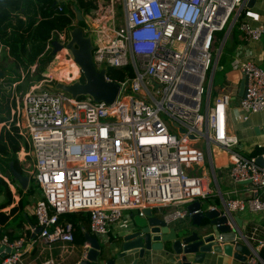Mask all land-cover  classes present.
<instances>
[{"label":"built area","instance_id":"obj_1","mask_svg":"<svg viewBox=\"0 0 264 264\" xmlns=\"http://www.w3.org/2000/svg\"><path fill=\"white\" fill-rule=\"evenodd\" d=\"M67 1L55 0L58 11ZM84 1L89 3L84 34L91 39L96 69L106 70L107 81H113L107 76L111 67L129 68L130 74L113 81L119 89L112 103L73 97L52 87L81 81V69L67 48L77 26L73 20L68 28L51 32L44 51L52 50L53 57L43 78L24 91L12 84L10 118L0 126L20 138L18 161L40 190L31 208L41 229L33 242L50 246L61 241L72 250V225L58 222L67 213H88L89 232L100 241L119 225L123 210L143 217V210L151 208L167 225L188 219V204L220 194L213 145L229 156L224 173L235 185L246 183L250 195H221L220 207L207 208L226 215L264 213V200L257 196L264 190V146L251 156L235 149L239 140L228 130V110L237 87L231 82L213 86L215 70L223 69L216 32L233 9L228 36L236 27L242 40L264 41V22L253 25L243 17L248 0H233L218 29L208 26L223 0ZM53 40L62 46L56 52ZM55 62L61 64L62 77H56ZM72 65L77 66L75 72ZM230 66L245 76L244 94L237 102V113L245 121L264 110V69L239 59ZM0 176L17 199L13 184ZM24 242V237L0 236V253L5 255L0 264H17ZM252 251L246 264L260 262L258 251Z\"/></svg>","mask_w":264,"mask_h":264},{"label":"water","instance_id":"obj_2","mask_svg":"<svg viewBox=\"0 0 264 264\" xmlns=\"http://www.w3.org/2000/svg\"><path fill=\"white\" fill-rule=\"evenodd\" d=\"M256 1L248 0L247 8L251 9ZM71 8L81 20V12L76 2L72 3ZM230 27L231 24L222 36L217 56L223 49ZM70 35L71 41L67 44V48L70 49L75 62L81 69L83 81L72 84L56 83L52 87L68 92L73 97L90 96L97 102L112 103L118 93L119 85L105 79L106 70L96 69L92 60L90 37L85 35L79 26H75ZM51 44L53 52L62 47L56 40H53ZM2 75L3 72L0 71V78ZM244 87L245 76H241L239 96L244 94ZM180 130L184 131L182 128ZM257 161L262 164L260 157L257 158ZM9 169L17 183L26 189L29 177L17 171L12 162L9 164ZM2 197L0 196V204ZM186 209L191 213L188 219L177 221L172 225L165 224L151 208L144 209V216H137L132 225L119 235V241L116 244L118 245L117 252L110 259L106 258L100 240L93 235L86 234L85 256L77 264H123L122 260L129 255L137 256L133 261V264H137L140 259H143L146 251L157 250L162 251L168 257L170 264H215L212 257L207 256L208 253H223L238 259L250 255V250L243 243L245 236L241 230L242 220L237 215L234 213L226 215L218 209L210 210L198 200L188 204ZM228 221L234 225V228H231ZM40 230V227H36L32 238ZM2 249L0 246V252ZM258 256L260 262L264 264L259 254Z\"/></svg>","mask_w":264,"mask_h":264},{"label":"crops","instance_id":"obj_3","mask_svg":"<svg viewBox=\"0 0 264 264\" xmlns=\"http://www.w3.org/2000/svg\"><path fill=\"white\" fill-rule=\"evenodd\" d=\"M247 20H249L253 25L264 22V0H257L253 7L245 12L244 16ZM228 43V53L226 55L227 63L224 65L225 68V78H228L227 82H231L235 84L237 87V92L235 97L231 100L230 108L228 110V130L230 133L235 134L238 137V145L235 146V149L245 156H251V153H256L253 155H257L261 152L264 146V110L253 113L249 116V118L245 121L240 119L239 114L237 113V102L239 91V85L241 81V74L237 71H233L230 66V62L233 59H239L241 61L249 60L254 64L264 69V41L263 39L257 41H244L241 39L239 31H235L234 33L229 34L227 37ZM1 61V59H0ZM22 77L24 76L21 73ZM19 82V81H18ZM17 82V83H18ZM16 83V86H17ZM15 89L17 90V87ZM27 88L22 89V91ZM10 98L13 92V87L11 84L10 88ZM10 101V99H9ZM9 118H10V110H9ZM2 126H0L1 129ZM19 147H20V138ZM19 150V149H18ZM214 166L216 168L217 181L219 187L218 195H210L206 200L203 201L204 205L207 207L209 205H215L217 207L221 206V195L226 197L228 195L248 197L250 195L248 191V185L246 183H241L239 185L233 184V182L229 179V177L224 173L226 164L229 161L228 154L219 146L213 145L210 148ZM18 158V157H17ZM19 163V161H18ZM21 169L22 166L19 163ZM22 173L24 171L22 169ZM7 178L11 184H13V189H16L18 193L17 199L13 197L11 189L12 201L11 204L0 208V213H3L7 216V220L4 224H1L0 234L9 233L10 235H15L18 237H13V239L24 237V254L21 260L17 264H77V262L84 258L85 256V247L84 241L83 243H74V248L72 250H68V246L65 245L67 243L58 241L56 243L47 245H39L37 242H33L37 234L32 238V233L34 232L37 226V222L35 224H30L29 218H33L34 216L31 214L29 209H26L25 203L23 201V206L18 207V202L22 199V193L27 191L26 189H22V192L19 190V185H17L12 179H10L6 175H2ZM1 177V176H0ZM214 189L216 186L214 183H211ZM28 186V185H27ZM30 193V192H29ZM2 202L4 200V195L1 194ZM257 196L264 200V190L257 193ZM33 199V204L35 201L40 198V195L31 194V201ZM32 204V205H33ZM17 207V211L15 213H10L11 208ZM153 212H156L153 210ZM157 214V213H155ZM241 220L242 226L241 230L245 236V243L248 249L250 250V255L248 254L243 259H238L234 256H226L223 253L220 254H207L208 257H212L215 264H246L249 257L252 255V249L258 251L261 249L258 244L259 241L264 242V213L263 212H251L249 210H244L242 212L236 213ZM137 213L134 210H123L122 219L118 226H113L110 229V232L107 235V240H101L100 242L103 245V252L106 255L107 259L113 258L116 252L119 241V235L124 233L126 228L130 227L137 217ZM35 218V217H34ZM36 220V219H35ZM86 229L81 227V231L85 232ZM89 230V228H88ZM29 233V234H28ZM86 234H91L90 232H86ZM5 235V234H4ZM94 236V235H93ZM254 237V239H253ZM5 255L0 253V259ZM136 255L125 256L122 262L123 264H133V261L136 259ZM137 264H170L168 261V257L163 254L162 251H146L143 259H140Z\"/></svg>","mask_w":264,"mask_h":264},{"label":"trees","instance_id":"obj_4","mask_svg":"<svg viewBox=\"0 0 264 264\" xmlns=\"http://www.w3.org/2000/svg\"><path fill=\"white\" fill-rule=\"evenodd\" d=\"M81 12L79 16L73 12L70 2L62 4V11H58V4L55 0H0V71L3 75L0 78V123L9 120L10 110V88L11 84L17 83V90L24 89L32 80H40L42 73L52 59V50L44 51L47 40L53 30L68 28L74 20L75 25L85 31L87 25L84 21V13L89 9V3L84 0H74ZM83 9V10H82ZM225 30V27L222 28ZM236 31L233 27L231 33ZM230 33V34H231ZM228 40H226L218 64L223 66L227 63ZM37 63L36 68L31 72V66ZM75 66V65H74ZM21 73L24 74L22 77ZM130 74L129 68H108L107 76L113 81H119ZM80 80L83 81L81 75ZM84 96H80L82 98ZM11 131L13 128L11 127ZM19 140L16 133H11L3 125L0 129V174L6 175L17 185V181L12 177L9 169L10 162L13 167L22 173L18 163L17 151ZM256 153H251V155ZM19 190L22 189L19 185ZM4 195V200L0 208L11 204L12 196L7 183L0 177V195ZM23 206L20 199L18 207ZM17 207H13L10 213H15ZM7 216L0 213V223L4 224ZM30 224H35V218H29ZM68 221L71 223L76 243H83L86 232H89V215L85 212L67 213L59 217L58 222ZM81 227L85 230L81 231ZM10 239L18 237L9 233H2ZM29 234V233H28ZM259 255L264 261V247L259 250ZM262 264V263H258Z\"/></svg>","mask_w":264,"mask_h":264},{"label":"rangeland","instance_id":"obj_5","mask_svg":"<svg viewBox=\"0 0 264 264\" xmlns=\"http://www.w3.org/2000/svg\"><path fill=\"white\" fill-rule=\"evenodd\" d=\"M69 2H70V6H72V3H74V0H71ZM235 11L236 10L233 9L230 17L224 23L223 27H225V30L231 24L232 19H233L234 15H235ZM225 30L223 29V31H222V29H221L220 31H217L216 32L217 39H218L217 42H216V44H215L216 49L219 48V44L221 42V39H222L223 34L225 33ZM1 56L2 55L0 54V59L2 58ZM55 63H56V67H55L56 68V71H55L56 77H62L61 73L59 72V67H60L61 64H59L58 62H55ZM47 67H48V64L46 65V67H45V69H44V71L42 73L41 79L43 78V74L46 71ZM52 68H53V66H51L49 68V70L52 69ZM72 68H73V72H75L77 70V66L72 65ZM62 69H65V67H63ZM224 70H225V68L222 69V70H218V69L215 70L214 80H213V86L214 87L220 86L223 83H225V82L228 81V78H225V71ZM207 73H209V71ZM32 81H39V80H32ZM32 81H30V82H32ZM30 82L28 83V85L25 88H28ZM10 93H11V91H10ZM203 99H205V94H203ZM211 99H212V97H211ZM31 194L35 195V198H37L36 195L37 194L40 195V190H39L38 186L36 185L35 181L32 178H29V183H28V186H27V191L22 193V200L25 203L26 209H29L30 212H31L32 204H33L32 202H33V199H34V197H33L32 198V201H31Z\"/></svg>","mask_w":264,"mask_h":264},{"label":"bare ground","instance_id":"obj_6","mask_svg":"<svg viewBox=\"0 0 264 264\" xmlns=\"http://www.w3.org/2000/svg\"><path fill=\"white\" fill-rule=\"evenodd\" d=\"M232 4H233V0H223L221 7L219 8V10L216 13L217 18L208 27L218 29L221 26V20H220L221 16L223 15V17H224L225 11L227 10V7L231 8ZM205 31H206V29H205ZM190 94H192V92Z\"/></svg>","mask_w":264,"mask_h":264},{"label":"clouds","instance_id":"obj_7","mask_svg":"<svg viewBox=\"0 0 264 264\" xmlns=\"http://www.w3.org/2000/svg\"><path fill=\"white\" fill-rule=\"evenodd\" d=\"M259 254V252H257ZM261 263V262H260Z\"/></svg>","mask_w":264,"mask_h":264}]
</instances>
